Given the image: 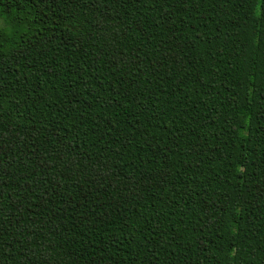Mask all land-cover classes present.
I'll use <instances>...</instances> for the list:
<instances>
[{
	"label": "trees",
	"instance_id": "trees-1",
	"mask_svg": "<svg viewBox=\"0 0 264 264\" xmlns=\"http://www.w3.org/2000/svg\"><path fill=\"white\" fill-rule=\"evenodd\" d=\"M0 20V264H264V0Z\"/></svg>",
	"mask_w": 264,
	"mask_h": 264
},
{
	"label": "rangeland",
	"instance_id": "rangeland-1",
	"mask_svg": "<svg viewBox=\"0 0 264 264\" xmlns=\"http://www.w3.org/2000/svg\"><path fill=\"white\" fill-rule=\"evenodd\" d=\"M1 21V20H0ZM2 22V21H1ZM1 22H0V24H1ZM0 28H2V26L0 25Z\"/></svg>",
	"mask_w": 264,
	"mask_h": 264
}]
</instances>
